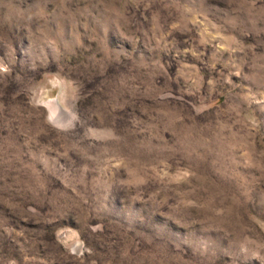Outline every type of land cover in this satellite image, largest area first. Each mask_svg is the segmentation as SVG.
<instances>
[{
  "label": "rangeland",
  "instance_id": "1",
  "mask_svg": "<svg viewBox=\"0 0 264 264\" xmlns=\"http://www.w3.org/2000/svg\"><path fill=\"white\" fill-rule=\"evenodd\" d=\"M0 264H264V0H0Z\"/></svg>",
  "mask_w": 264,
  "mask_h": 264
}]
</instances>
